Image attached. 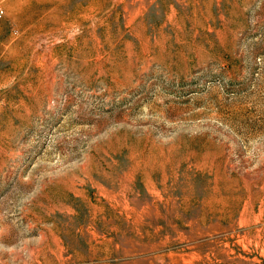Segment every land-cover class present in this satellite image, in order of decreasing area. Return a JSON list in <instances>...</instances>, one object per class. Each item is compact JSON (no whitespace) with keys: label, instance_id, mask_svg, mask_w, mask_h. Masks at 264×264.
Listing matches in <instances>:
<instances>
[{"label":"rangeland","instance_id":"1","mask_svg":"<svg viewBox=\"0 0 264 264\" xmlns=\"http://www.w3.org/2000/svg\"><path fill=\"white\" fill-rule=\"evenodd\" d=\"M0 6V264H264V0Z\"/></svg>","mask_w":264,"mask_h":264},{"label":"built area","instance_id":"2","mask_svg":"<svg viewBox=\"0 0 264 264\" xmlns=\"http://www.w3.org/2000/svg\"><path fill=\"white\" fill-rule=\"evenodd\" d=\"M4 13V9L0 6V15Z\"/></svg>","mask_w":264,"mask_h":264},{"label":"bare ground","instance_id":"3","mask_svg":"<svg viewBox=\"0 0 264 264\" xmlns=\"http://www.w3.org/2000/svg\"><path fill=\"white\" fill-rule=\"evenodd\" d=\"M172 44V43H171ZM171 59V58H170ZM216 197H217V195H216ZM222 197V196H221ZM263 202V201H262Z\"/></svg>","mask_w":264,"mask_h":264}]
</instances>
